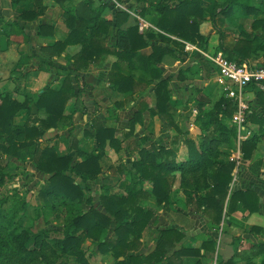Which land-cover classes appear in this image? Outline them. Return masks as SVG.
I'll return each mask as SVG.
<instances>
[{"label": "trees", "instance_id": "1", "mask_svg": "<svg viewBox=\"0 0 264 264\" xmlns=\"http://www.w3.org/2000/svg\"><path fill=\"white\" fill-rule=\"evenodd\" d=\"M94 1L86 0L73 14L72 11L65 10L68 0H52L65 11L66 23L70 30L66 40L54 44L55 53L61 54L72 44L81 46L79 53L74 57L73 72L81 71L83 65L88 67L90 63L97 64L104 55L114 57V60L108 59L110 64L108 82L111 90L125 94L149 89L154 100L152 107L147 106L144 109V104H140L143 109L141 107L135 113L129 123L130 132L125 133L124 137L120 136L116 129L107 127L102 120H94L91 124L94 133L86 134L95 139V149L90 153L83 152L76 142L73 150L71 148L67 155L59 156L53 146L41 148V141L46 131L59 124L63 128L68 127V121H72L77 112L73 108L71 114H66L68 103L78 96L74 89L73 73L69 71L65 75V80L59 88L39 91L34 100L27 97L21 102L9 95L0 97L1 156L22 160L30 158L35 167L46 176L42 196L47 206L61 199L68 210L63 239L56 241L54 247L47 243L44 234L40 233L34 236L32 249L28 246L32 240L31 232L19 231L18 228L10 231L8 227L10 219L6 215L3 216L0 211V264H42L53 254H57V250L64 258L74 257L75 264H90L89 257L98 254L102 256L111 254L115 264H163L164 261H173L180 257L181 253L175 252L170 257L169 245L174 246V243H179L184 238L182 232L175 228L161 231L156 249L148 256L136 252L144 231L154 217L151 210H147L138 202V195L145 190L143 186L149 182L152 184L151 193L155 196L157 205L168 206L173 199V186L168 177L176 172L182 176L181 187L187 201L196 200L203 211L208 214L214 213L217 227L221 223L236 163L227 159L221 160L220 156L223 153L219 147L223 143H230L231 137L234 141L237 139L236 127L233 124L229 126L236 114V102L223 97L211 108L207 107L209 103L206 100L196 102L198 115L195 123L205 132L209 131L204 137H200L199 145L189 139L181 140L184 134L177 129L178 135L174 143L183 142L189 148L186 163L177 164L175 161L160 160L163 155L169 157L174 154L173 150L165 147H160L159 150L141 149L140 159L130 162L132 171L129 173L137 180L118 182L120 190L125 189L127 195L112 194L110 185L106 184L99 195V207L95 206L90 186L103 173L102 161L107 148L113 149L116 153L122 150L125 139L135 134V126L141 122L144 110H148L153 117L159 115L165 118L172 127H178L172 112L174 106L171 104L169 86L173 78L166 77L161 71L164 58L167 55L175 56V51L180 55L185 54L187 44L207 51L210 38L201 33L205 15L202 0H134L141 4L138 14L142 18L151 21L155 14L159 16L155 23L159 32L144 34L139 33L137 23L126 27L131 18L128 13L103 1L97 9ZM11 2L15 5L34 4L35 10L23 11L20 15L23 22H33L44 16L47 11L43 0ZM229 4L227 9L232 7L231 0ZM108 8L115 11V21L110 22L103 18V12ZM258 10L264 12V3H261ZM15 25L18 30H24L19 24ZM253 27L264 30V19L256 21ZM112 28L117 30L113 45L109 44V32ZM54 29L52 25H43L40 26L38 34L40 36L52 34ZM155 40L159 42L151 46V54L143 56L140 52L150 47ZM170 46L172 48H169ZM263 47V37L245 32L232 51L224 49L223 36L219 44L226 58L239 65L250 58L249 53ZM183 74L184 71L179 72L180 80H183ZM43 111L47 114L46 118L38 116L39 112ZM18 116H23L20 123H16ZM255 149L254 138L243 141L240 146L242 159L251 160ZM24 150H28L29 157L24 154ZM202 175L209 180L192 181L187 178L188 176L198 178ZM6 179L7 176L3 172L0 173V187L4 185ZM240 197L249 200L251 205L254 201L252 207L246 203L245 206L249 210H258V197L252 193L235 192L228 200L227 208L230 212L233 210V203ZM82 205L88 208H82ZM21 209H26L25 201L22 202ZM87 239L95 243V249L89 257H86L82 249ZM45 248L47 252L49 251L46 258ZM53 263H56L55 259L52 263L47 262ZM61 264H68L67 260Z\"/></svg>", "mask_w": 264, "mask_h": 264}, {"label": "crops", "instance_id": "2", "mask_svg": "<svg viewBox=\"0 0 264 264\" xmlns=\"http://www.w3.org/2000/svg\"><path fill=\"white\" fill-rule=\"evenodd\" d=\"M74 1L80 2L76 8L86 2V0ZM123 1L128 3L129 6L138 13L141 4L134 0ZM263 1L264 0H231L232 9L235 7L242 9V12L238 15L239 18L231 20L229 17H226L230 11V9H227L229 0H202V7L205 10V15L201 24V33L210 38L209 48L207 51H203L197 46L187 44V46H190V49H185V54L180 55L175 51V56L167 55L164 58L161 71L166 77L172 76L173 78L169 83L171 88V104L174 107L181 106L177 108L178 111L176 115L175 108H173L172 112L175 117V123L177 125L178 121H181V123L190 122V124L185 125V130H181L187 133L181 140L190 139L196 145H199V142H195L194 140L198 138L196 135L200 134L201 129L192 119L194 118L195 120L198 115V109L196 108V102L193 101L189 104L187 101L190 99L191 95L196 92H206L208 86L214 82L213 75L211 74L213 67L211 63L206 60L204 54L225 55L219 48V35L224 37V49L232 51L238 40L242 39L244 32L249 34L254 33L253 24L258 20L264 19V12L258 10L261 3H264ZM43 5L47 7L44 16L39 17L33 22H23L20 19V15L23 11L35 10L34 4L15 5L12 4L11 0H0V88L1 85H4L2 89L7 88V91L10 93L13 92L12 94L15 98L19 100L21 94L18 95L16 93V88H20L19 86L22 83L23 86H28L29 84L32 90H36L39 85L56 87L61 85L65 80V76L58 75L57 70L62 69L64 71H71L73 73L72 78L74 80L75 93L78 95L77 99L72 98L70 100V104L73 103L71 109L73 110V108H75L77 110L73 117L81 110V106L78 107L79 104L82 105L81 103H84L85 106L90 107L91 102L92 104L95 101L100 102L102 99L99 100V98H105V95L114 98L116 100L115 104L125 103L129 100L131 108L126 109L125 112L126 117L129 116L128 119L124 120L127 123L126 127L118 130L114 128V126L111 127L107 122L103 121L105 124L107 123V127L116 129L117 133L124 137L125 133L130 132L129 123L134 118L135 113L142 107V105L140 107V104H144V109L147 106L149 108L152 107V102L154 100L152 99L149 89H141L138 93L131 92L122 94L113 92L108 82V68L110 65L108 59L114 60V57L108 55L102 56L97 64L90 63L88 67L83 65L81 71L73 72L75 71L74 57L79 53L81 46L72 44L67 46L61 54L55 53L53 48L54 44L66 40L70 30L66 23V15L59 6L55 5L52 0H43ZM99 6L100 5L95 4L97 9ZM244 6L250 8H245ZM76 8L72 11L73 14H75ZM130 17L126 27L133 26L135 23H137L139 27L138 19L132 16ZM158 17V14H155L151 21H148L140 16L145 23L150 25V28L144 31L139 28V33L159 32L155 24ZM103 18L106 21H115V11L111 8L106 9L103 12ZM216 22H229L235 30L222 28L218 30L219 35H216L217 31L213 28V32H210L202 27L207 24L215 26ZM15 23L19 24L24 30H18ZM43 25L54 26L55 29L53 33L40 36L38 34L39 28ZM221 30H223L224 33ZM116 31V28L110 29L109 44L111 45L115 44ZM255 34L261 35L264 38L263 29L256 30ZM158 42L159 41L156 40L153 41L150 47L140 53L143 56L150 55L152 52L151 46ZM169 48L172 47L170 46ZM249 57L250 58H247L243 64H248L252 67L263 66L264 47L252 51L249 53ZM54 63H58V68H56ZM50 64L54 65L55 68L51 67L52 65ZM137 65L140 66L138 63ZM180 71H184L183 80H180ZM81 83H86V88H84L85 90L82 94H80L81 92L78 89ZM173 86L176 87V90L173 89ZM23 89V92H20L24 95L27 90L25 87ZM73 99L76 103H74ZM245 101L247 110L240 133H238V128L236 124H234L233 119L231 120V124L237 129L239 143L238 151L234 154L238 155L241 161L239 168H235L233 173L234 178L229 187V195L220 225L217 227L214 213L211 212L208 214L203 211V209L197 205L196 200L187 201V196L181 187L182 176L179 172L173 173L168 177V180L173 186V199L166 207H157L156 198L151 193L152 184L147 182L143 186L145 190L139 194V201L142 202L147 210H151L154 213V217L140 239V245L136 252L137 254L148 256L154 252L161 237V231L168 228H175L182 232L184 238L179 243H174V246L169 245V256L172 257L175 252L181 253V256L175 258L171 262L164 261L163 264H264V90H261L256 84L250 85L245 93ZM136 103L138 106H136ZM70 104L68 103L67 110L70 108ZM141 109H143V107ZM21 118H23V116H21ZM188 118L191 120L188 121ZM84 121L87 123V118H85ZM161 125V116L157 115L153 117L148 110H144L142 112L141 122H138L135 126V134L125 139L122 144V150L116 154L113 149L107 148L105 157L107 151L111 150L117 156L121 155L123 157L122 162L124 164H131L130 162L140 159L139 152L141 149L159 150L160 147H165L166 149L173 150L174 154H171L169 157L165 156L163 159L164 161H175L177 164L186 163L189 157L188 145L183 142L179 144L174 143V137L170 144H164L160 142V140L156 141L160 136ZM178 128L179 127L175 129ZM50 130H48V132ZM151 132H154L156 136L151 137ZM207 133H209V131H207ZM239 134H241L240 140ZM177 135L178 132L176 137ZM136 136H139V143L133 145L129 140ZM252 138L255 139L256 149L251 160L246 161L242 159L240 146L243 141ZM126 142L129 143L126 145ZM82 151L88 153V151ZM131 154H134V156L132 159H129L128 157ZM127 176V178L122 177L123 182L137 180L128 171ZM103 178L104 179L98 181L100 184L102 183L97 187H101L100 190H98L100 193L106 184L110 185L111 181H119L121 179L117 175L112 176L110 172ZM187 178L192 181L196 179L202 181L209 180L208 177L205 178L203 175L198 178H192L191 176ZM78 182H80V180H78ZM138 188L140 189V186ZM118 191L122 192L121 195H127L125 189H119ZM187 191L191 192L190 189H187ZM235 192L252 193L253 196L258 197V210H249L245 206L246 203L250 204L252 207L254 206V201L251 205L249 200L246 198L243 200L240 197L233 203V210L230 212L227 208L228 200L230 195ZM100 193H93L95 201L96 198H99ZM194 198L196 199V196H194ZM103 257H105L103 259L106 260L107 264H115L111 254ZM121 260H123V258H121Z\"/></svg>", "mask_w": 264, "mask_h": 264}, {"label": "rangeland", "instance_id": "3", "mask_svg": "<svg viewBox=\"0 0 264 264\" xmlns=\"http://www.w3.org/2000/svg\"><path fill=\"white\" fill-rule=\"evenodd\" d=\"M80 1H85V0H80ZM94 2L96 5H100L99 0H95ZM79 3L80 2L78 1L75 2L74 0H68L65 10L74 11V8H76ZM228 6H230V4ZM241 10L242 9H239L237 7L233 9L231 8L226 17H229L231 20L238 19L239 18L238 15L242 12ZM202 27L206 31H210V32H213L212 31V28H213L215 31H217L216 35H219L218 30L222 28H226L227 30L228 29L235 30V28L229 22H226V23L216 22L215 26H212L211 24H207ZM260 29L261 28H254L253 32L256 33V30H260ZM221 31L223 32V30ZM220 36L221 35H219V38L221 39ZM258 36L262 37L261 35H258ZM224 56L226 57V55ZM54 65H56V68H58L57 67L58 63H54ZM54 65H52L51 67L55 68ZM57 72H58V75L65 76L67 75L69 71L68 70L64 71L62 69H59L57 70ZM211 74L213 75V79H214L213 69H212ZM3 86L4 85H1V88H0V93H1L0 97H4L6 95L15 97L12 94L13 92L10 93L7 91V88L2 89ZM59 86L60 85L56 87H51L49 85H45V86L39 85L36 90H32L29 84L28 86L27 85L23 86V83H22L19 86L20 88L18 87L16 88L17 90L16 93L18 95L21 94L19 96V101L23 102L27 97H29L30 100L36 99L39 93L37 91H41L47 88L57 89L59 88ZM24 87L26 88L27 91L23 95V93H21L20 91L23 92ZM84 88H86V83H81V86L78 87L79 91L81 92L80 94L84 92L85 90ZM173 89L176 90V87L173 86ZM149 92L151 93L150 90ZM222 97L226 98L225 95L222 93L221 89L219 88V84L214 79V82L210 84V86H208L206 92L203 91V92H199V93L196 92L192 94L190 99L187 102L190 104L193 101L197 102V101L206 100L209 103L207 107L211 108L213 104ZM101 99L102 101L100 102L95 101L93 102V104L91 102L90 107L85 106L84 103H81L82 105L77 103L79 104L78 107L81 106L80 107L81 110L76 114L75 117H73L72 121H68L69 126L66 128H63L61 127L62 125L59 124L58 126L53 128L49 132L46 131L44 138L41 141V148L53 146L55 147L57 154L59 156H62V155H67V153L70 152L71 148L73 150L75 143L78 142L80 144L79 148L81 150H85V151H88V153H90L96 147L95 139L87 136L86 134V132L93 133L91 122H93L94 120L100 119L104 122H107L111 127L114 126V128L118 130L122 129L123 127H126L127 123L124 120L128 119L129 116L126 117L125 112H126V109L131 108L129 100L126 101L125 103L115 104L116 100L114 98H110V96L108 95L107 96L105 95V98L104 97L99 98V100ZM73 101L74 103H76L74 99ZM29 105H31V102H29ZM72 105L73 103L70 104L69 106L70 108H68V110L66 111V114H71L73 112V110L71 109ZM178 107H181V106L174 107L175 115H176V112L178 111L177 109ZM41 113L38 114L40 118L47 117L46 112L43 111ZM85 118H87L88 120L87 123H85L84 121ZM22 119L23 118H21V116H18L16 119V123H20ZM192 119H193V122L195 123L194 118ZM190 120L191 119L188 118V121ZM188 124H190V122L181 123V121H178L177 126L180 128V130H185L186 129L185 125H188ZM229 126H231V123L229 124ZM159 127H160V124H159ZM153 131H154V128H153ZM177 132H178L177 129L172 127L167 122V120L162 117V125H161V130L159 133L160 136L157 139L156 138L155 139L156 141L160 140V142L164 144H170L173 137L176 138ZM183 134L184 135H182L181 138H184L185 135H187L186 132H183ZM206 134L208 133L201 129L200 134L196 135V137L198 138L194 141L200 142L201 139L199 138L201 136L204 137ZM150 136L154 137L156 135L154 132H151ZM138 137L139 136L134 137L133 139L129 140V142H131L133 145L136 143H139ZM229 142L230 143H223L219 147L221 153H223L220 156L221 160L227 159L228 161H231V157L234 155V153L238 151V147H239L238 138L236 139V141H234L233 138L231 137ZM128 143L126 142V145ZM111 150L107 151L106 157L102 161V165H103L102 176L100 175L99 179L93 182L90 186L91 193H94V192L100 193L98 190H100L101 187L100 188H97V187H99V185H101L102 183L100 184L98 181L104 179L103 177H105L106 174H108L109 172L112 173V176H115V175L119 176L121 178L120 180L122 181L123 179L122 177H126V178L128 177L127 171L128 172L132 171L131 170L132 165L129 163L124 164L122 162L123 157L121 155L117 156L116 155L117 153L115 152L116 153L115 154ZM24 151H25L24 154L29 157L28 150H24ZM133 156L134 154H131L128 158L132 159ZM164 157L165 156L163 155V157L160 160H163ZM2 172L7 176V179L5 180L4 185L0 187V211L3 214V216L6 215L10 219V224L8 226L9 230L11 231L15 228H18L19 231L28 230L29 232H31L32 240L28 244L30 249H32L33 247L32 243L34 240V236L40 233L44 234L45 241L47 243L55 247V244H56L55 242L62 240L64 237L63 235H64V228H65V222H66L65 219L67 218L66 214L68 210H67V207H65V203L63 202V200L61 199L55 200L52 204L49 203V206H47L45 199L42 196V189L43 187H45L46 176L35 167L34 163L32 162V160H30V158H27L26 160H22V159H16L12 157L1 156V153H0V173ZM118 182L119 181L110 182V188L112 190V194L118 193L119 195H121L122 192L118 191L120 189L118 186L119 184ZM89 195L90 194L88 193L87 196L89 197ZM139 198L140 197L138 195V202L142 204V202L139 201ZM23 201H25L26 203L25 210L21 209ZM94 202H95V206L99 207V198H96V201L94 199ZM83 207L85 208L86 206L82 205V208ZM157 207L159 206L157 205ZM87 208L88 207H86L85 209ZM11 219L13 220L11 221ZM110 235H112V233H110ZM82 249L84 250L86 257H89V255L95 249V243L92 240L87 239L83 243ZM48 252H47V248H45L44 249L45 258ZM103 258L105 257H103L100 254L95 255V256L92 255L91 257H89V262L90 264H107L106 260ZM54 259L56 262L55 264H61L65 261V259L67 260L68 264H75L74 257L64 258V256L61 255L59 250H57V254H53L47 262L52 263ZM47 262L44 261L42 264H47Z\"/></svg>", "mask_w": 264, "mask_h": 264}, {"label": "built area", "instance_id": "4", "mask_svg": "<svg viewBox=\"0 0 264 264\" xmlns=\"http://www.w3.org/2000/svg\"><path fill=\"white\" fill-rule=\"evenodd\" d=\"M110 4L116 9L128 13L139 21V28L144 31L150 28V25L145 23L139 14L131 9L128 3L123 0H109ZM187 46V45H186ZM187 50L190 46L186 47ZM206 60L213 67L214 79L219 84V88L227 99L236 102L237 112L233 118L234 124L238 128V133L242 130L247 104L245 101V93L250 85L256 84L261 90H264V66L252 67L248 64L239 65L235 61L227 59L224 55H208L204 54ZM241 134H239V140ZM231 161L236 163V168H239L241 158L234 154Z\"/></svg>", "mask_w": 264, "mask_h": 264}, {"label": "water", "instance_id": "5", "mask_svg": "<svg viewBox=\"0 0 264 264\" xmlns=\"http://www.w3.org/2000/svg\"><path fill=\"white\" fill-rule=\"evenodd\" d=\"M99 1H103V2L108 3V4L110 3L109 0H99Z\"/></svg>", "mask_w": 264, "mask_h": 264}]
</instances>
